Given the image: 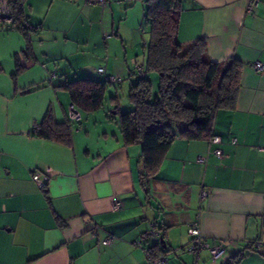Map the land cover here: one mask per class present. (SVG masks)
<instances>
[{"label":"crops","instance_id":"crops-1","mask_svg":"<svg viewBox=\"0 0 264 264\" xmlns=\"http://www.w3.org/2000/svg\"><path fill=\"white\" fill-rule=\"evenodd\" d=\"M22 3L31 31L0 29V264H147L145 248L157 243L147 234L152 222L165 225L158 243L166 264H264V248H251L264 242V0L251 13L246 0H184L177 41L204 39L209 61L239 60L240 87L234 107L215 114L221 142L176 138L144 183L140 144L124 143L111 110L82 113L69 144L32 129L48 112L65 122L71 101L60 85L102 78L99 67L121 78L108 97L128 95L145 66V2ZM196 219L201 238L224 247L216 262L206 248L198 258L188 249Z\"/></svg>","mask_w":264,"mask_h":264},{"label":"trees","instance_id":"trees-1","mask_svg":"<svg viewBox=\"0 0 264 264\" xmlns=\"http://www.w3.org/2000/svg\"><path fill=\"white\" fill-rule=\"evenodd\" d=\"M141 1L146 4L145 19L149 26L144 70L135 72L131 81L128 109L122 110L118 96L108 99L112 104L110 110L114 112L111 117L117 119L124 143L140 144V174L144 183L156 175L164 154L176 138L210 140L216 112L220 108L234 107L242 63L235 58L222 63L209 61L204 39L185 45L177 41L179 13L184 0ZM10 2L16 10L15 28L24 33L31 31L33 26L28 22L27 28H20V24L27 21L23 8H18L15 0ZM22 70L23 67L17 65L13 77ZM149 73L157 75L156 90L152 77L147 76ZM99 74L102 78L81 76L60 85L68 92L71 105L81 117L82 113L103 109L110 85L117 84L107 80L109 74ZM81 117L71 121L67 116L65 122L57 123L48 112L35 125V131L33 127L32 134L69 144L72 127ZM145 249L150 258L162 251L159 243Z\"/></svg>","mask_w":264,"mask_h":264},{"label":"built area","instance_id":"built-area-1","mask_svg":"<svg viewBox=\"0 0 264 264\" xmlns=\"http://www.w3.org/2000/svg\"><path fill=\"white\" fill-rule=\"evenodd\" d=\"M94 2L100 4V5H106L108 0H94ZM15 5L18 6V8L23 7L22 1H17L15 0ZM246 10L248 12H252L254 7L257 4V0H246ZM26 19V17H24ZM16 19V10L13 8V5L11 4L10 0H0V29H5V28H15L14 26V21ZM13 26V27H12ZM28 23L27 21H23L20 24V28H27ZM254 67L256 69H261L262 64L259 61H256L254 64ZM142 68L139 66L137 67V72L140 73ZM97 71L101 74H105L104 69L102 67H99ZM54 76V75H52ZM106 78L108 81L111 83H118L121 78L112 74L106 75ZM68 116L71 121H78L80 119V113L77 109L73 107V105L70 104L69 109H68ZM36 127V126H34ZM37 129V127L34 129V131ZM234 140V139H232ZM210 143L212 144H219L221 142V138L218 135L213 134L212 137L209 140ZM214 154L218 157L223 156L222 150L220 148H216L213 150ZM198 161L202 162L205 160L204 156H199L197 158ZM32 179L38 184L40 188H45L46 183L43 180H40L39 174L37 172L32 173ZM203 195L206 193L203 192ZM113 208L114 209H120L121 208V202L118 200H114L113 202ZM164 227V223L161 222L159 224L152 222L151 227L148 230V236L152 237L157 243L161 237L160 234V229ZM98 232V227H96L95 231L93 232L94 236L97 235ZM188 234L190 235V242H189V251L195 256V258H198L199 253L202 249H207L209 252L210 260L212 262L218 261L222 254L224 253V247L223 245L220 244H213L210 246L209 243L205 242L201 238V233H200V227H199V221L198 219L194 220L188 227ZM113 238V235L108 234L102 239V244L108 245L111 243V240ZM135 244L140 245L139 241H136ZM251 246L253 248H264V242H258L254 241L251 243ZM146 255H147V264H166L167 259L165 255L162 252H158L153 258H150V253L147 249H145Z\"/></svg>","mask_w":264,"mask_h":264},{"label":"rangeland","instance_id":"rangeland-1","mask_svg":"<svg viewBox=\"0 0 264 264\" xmlns=\"http://www.w3.org/2000/svg\"><path fill=\"white\" fill-rule=\"evenodd\" d=\"M139 28H140L141 34H143V37L149 38V26L145 19H143V22L141 23ZM151 80H152L153 88L156 90L158 82H157V75L155 73L153 74ZM111 90L114 91V88L111 87ZM106 96L107 98L104 104V109L110 110L112 108V104L110 103V100L108 99V94ZM118 96H119V102L121 103L122 110L128 109L129 106L126 105V103H128L127 95L123 92V93H120ZM112 111L113 110H111V112Z\"/></svg>","mask_w":264,"mask_h":264},{"label":"water","instance_id":"water-1","mask_svg":"<svg viewBox=\"0 0 264 264\" xmlns=\"http://www.w3.org/2000/svg\"><path fill=\"white\" fill-rule=\"evenodd\" d=\"M159 243L164 247V239L162 237L159 239Z\"/></svg>","mask_w":264,"mask_h":264}]
</instances>
